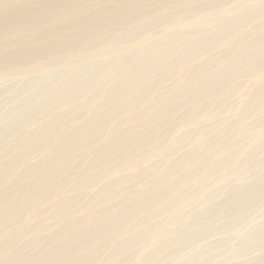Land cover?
I'll return each instance as SVG.
<instances>
[{
    "label": "rangeland",
    "instance_id": "obj_1",
    "mask_svg": "<svg viewBox=\"0 0 264 264\" xmlns=\"http://www.w3.org/2000/svg\"><path fill=\"white\" fill-rule=\"evenodd\" d=\"M0 264H264V0H0Z\"/></svg>",
    "mask_w": 264,
    "mask_h": 264
}]
</instances>
